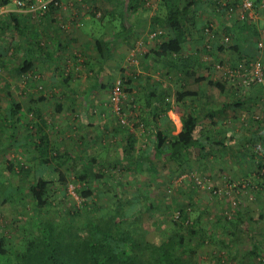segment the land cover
<instances>
[{
  "label": "trees",
  "instance_id": "trees-1",
  "mask_svg": "<svg viewBox=\"0 0 264 264\" xmlns=\"http://www.w3.org/2000/svg\"><path fill=\"white\" fill-rule=\"evenodd\" d=\"M69 1L0 0V30H7L13 26L19 36L27 41L26 47L20 48L19 46L18 48L24 53V56L16 67H8L7 62L2 59H0V67H3L8 73L20 76L23 84L31 86L44 79L42 72L37 70L39 63L46 60L52 63L54 68L49 74L48 82L60 86L58 89L60 97H58L56 110L60 111L66 108L72 111V117L69 116L70 122L78 120L79 128H84V135L80 137L84 141L80 154L74 157L66 151L60 153L56 142L58 131L54 132L56 133L55 140L47 132L50 127L41 108V103L46 100L45 95L34 97L30 102L31 106L26 109L21 103H7V110L0 116V136L5 133L9 137L17 139L15 125H28V135L34 139L31 142L35 153L34 160L41 163L42 167L38 175L36 170L33 171L34 181L27 188L34 205V212L30 217L32 231L27 234L28 237L23 240L17 252L0 237V264H203L204 261L198 259L196 251L206 244L229 249V252L223 256L211 255V264H242L241 261L246 259L240 258V262L235 263L237 253L232 255L230 251L235 249V239L238 238L236 231H241L242 228L238 217L227 221L235 228V231L231 229L227 232L228 242L222 243L215 240L214 231L209 234L206 232L207 226L202 220V216L206 215L205 210L194 202L191 194L186 193L188 196L186 203H177L174 207L176 212L173 208L164 206L161 218H159L161 222H152L161 238L160 243L155 244L147 239V232L144 230L140 218L143 213L160 212L161 206L146 203L148 199L145 193L136 190V188L128 194L126 199H121L115 191L117 186H113L105 180V177H110L107 176L110 174H105L102 169L103 165L92 152L94 140H97L102 131L108 132L105 125H94L96 118L100 121L105 120V112L103 109H98L99 107L95 106L92 101L87 103L83 97L91 92L101 68L96 72L94 69L96 65L90 66L83 58L82 52L72 49L71 43L75 41L72 37L75 23L72 18L65 19L63 15L65 4ZM93 1L87 0L85 3L84 0H75L76 4H80L81 10L87 11L93 20L96 18L100 20L104 17L102 15L103 8L95 7ZM99 1L104 2L103 6H106L107 0H95V2ZM251 1L257 14L255 20L249 19L246 15L244 19H240L235 13L237 3H233L232 0H128L127 4L121 2L119 9L122 11L123 18L127 13L132 14L133 11H136L137 5L142 7V10L153 11L155 17L151 19V28L145 33L140 32V35H143L142 39L145 36L149 41H156L163 34V26L170 29L172 38L159 44L156 50H150L154 56L162 57L164 64L171 63L173 67H177L183 45L203 40L204 46H201L196 52L198 59L196 62H200L199 59L208 60L206 63L211 65L215 72L214 65L216 63L230 64L232 68H237L242 64L243 68H247L251 62L260 58L263 50L258 48V43L264 44L262 38L264 34L258 33V24L264 18V0ZM10 4L14 7L11 8L13 11L5 10ZM203 8L205 10L209 8L212 15L215 16L213 19H216L219 26L221 24L225 30H220L223 32L219 36L220 38L217 37L218 32L216 31L220 27H214L217 21L206 19L202 21L201 18H198L203 13L200 12ZM121 14H119L118 22H121ZM23 19L25 21L22 23ZM221 21L222 23H220ZM120 30H127L124 29L122 23L118 25L117 36L121 34ZM157 31H161L162 34L156 36L155 39H150L149 35ZM139 39L138 37L132 39L130 52L126 59L128 69H122L123 76L121 75L117 80L123 89V96L128 94L126 91L130 93L135 87V82L139 80L134 75L135 73L128 71L129 68L139 67L142 58L147 55L144 50L146 47L138 41ZM0 40H2L1 37ZM218 43H223L222 49L224 48V51H229L235 56V59L237 58L235 63L216 60V51L222 50L221 48L216 49ZM226 43H229V46ZM215 44L217 45L215 46ZM89 47H94L96 55L103 64L108 61L115 50V46L111 43L108 44L106 40H95ZM132 59H135L136 63H133ZM81 68L86 70L87 78L91 79V85L85 91H82V87L76 83L74 87L72 82L77 80L80 82ZM184 78H190L195 81L194 83L199 84L203 80L188 68L183 70L182 79ZM221 80L223 83L220 80L219 82L208 80L206 85L224 95V84L231 88L236 100L234 101L231 96L229 99H233V102H228L226 106L231 107L233 112L240 111L241 113L242 103L238 97L239 91H237L239 89L228 83L222 75ZM117 81L114 82L112 88ZM179 82L181 83V80ZM45 83L47 84V79H45ZM158 86L160 84H155L151 94L143 99L142 106L147 112H143L139 116V122L152 129V135L145 146L144 153L138 158H132L131 147L125 148L122 151V158L109 164L110 171L122 169L128 174L130 171L125 169H128L136 161L145 162L151 166L158 162L163 168L169 170L172 177L178 178L183 173V167L187 157L191 155L190 153H195L198 159H206L210 156L211 151L223 150L236 139L234 136H229L232 134V129L221 132L206 129L202 124L199 112H197V105L196 107L194 105L198 94L194 90H187V88L180 89L175 93L174 113L180 120V129L174 135L167 134L157 125V119L167 113L166 109L155 111L163 100V97L155 96ZM253 87L255 84H250L248 90ZM257 87L259 90L264 88L263 86ZM38 88L41 89V87ZM52 90H55V87ZM260 92L262 93L260 98H263L264 91ZM4 96H6L5 90ZM53 98H57V94L54 93ZM109 100L112 104L111 97ZM121 100L116 111L118 116L121 114ZM84 102H86V107L83 105ZM68 103L78 108L81 106V109L76 108V110L74 106L69 107ZM228 107L223 110L216 109L215 116H218L220 122L228 120V113L225 112ZM234 114L232 119H238ZM204 117L211 119L212 114L204 115ZM119 121L115 129H125V122L121 116ZM89 131H96L95 137L87 138ZM222 132L224 137H221ZM114 133L111 132V135ZM259 138L260 136L257 139ZM244 141L251 142L253 138ZM73 157L79 166L74 172L67 167L68 161ZM249 158L256 163L258 172L248 188L257 195H263L264 150L261 157L251 154ZM63 167L65 168L63 169ZM47 169L49 172L45 171ZM68 173L73 174L78 185L75 188V194L80 199V207L67 204L61 220L54 221L47 217L46 213L50 210V200L53 194L61 197L65 195L69 186ZM58 185L60 186L58 187ZM94 186H106L113 191L112 206L101 205L97 202ZM11 195L7 194L8 197ZM134 216L137 218H133ZM258 220L263 222L264 215H258L253 222H258ZM165 224L169 225V230H165L163 227ZM249 232L254 234L253 230ZM251 233H249V238L252 237ZM244 237L247 235L245 234ZM245 258L253 263L263 264L264 247L261 242L251 239Z\"/></svg>",
  "mask_w": 264,
  "mask_h": 264
},
{
  "label": "rangeland",
  "instance_id": "rangeland-1",
  "mask_svg": "<svg viewBox=\"0 0 264 264\" xmlns=\"http://www.w3.org/2000/svg\"><path fill=\"white\" fill-rule=\"evenodd\" d=\"M8 8L14 7L10 4ZM100 20L95 19V21ZM24 21L25 19H23L22 23ZM100 31L101 29L96 22L93 25L91 23L87 24L83 28L84 33L89 34L92 32L95 37L100 35ZM0 37L2 38L0 40V59L7 62L8 67L14 68L24 56V53L18 48L19 46L20 48L26 47L27 41L19 36L13 26L7 30L1 29ZM226 44L229 46V43ZM262 50L259 59L264 66V48ZM215 56L217 55L215 54ZM53 68L52 63L47 60L39 63L37 70L42 72L44 79H41L37 84L33 83L31 86H26L21 82L20 76L8 73L3 67H0V116L7 110V103H21L26 109L31 106L30 102L34 97L36 98V96L38 97L41 94L45 95L46 100L41 103V108L50 127L47 132L55 140L56 133L54 132L58 131L56 142L59 152L66 151L75 157L82 151L81 146L84 141L80 137L84 135V128H79L78 120L70 122L69 116L72 117V111L66 108L60 111L56 110L58 97H60L58 96L60 86L52 85L51 82H48L49 74ZM80 70V82L78 80L72 82L74 87L76 83L82 87V91H85L90 87L91 79L87 78L86 70L82 68ZM121 75L123 76L121 71H118L116 75H111L112 80L110 79V82H107L106 89L98 91L103 95V106L101 109L104 110V119L109 124L107 127L108 132L105 133L106 130L102 131L97 140H94L92 152L103 165L102 169L105 174H110L107 175L110 177H105V180L113 186H117L115 191L119 198L126 199L128 194L132 193L136 188V190H141L145 193L148 199L146 203L161 206L160 212L143 213L141 215L140 221L147 232V239L155 244L160 243L159 231L153 226L152 222H161L159 218H161V211L164 206H169L176 212L174 209L175 205L177 203L185 204L188 197L186 193H189L192 195L194 202L205 210L206 215L202 216V220L207 226V234L215 232V240H219L222 243L228 242L229 235L227 232L231 229L235 231V228L234 225L231 226L227 221L238 217L237 219L240 220L242 228L241 231H236L238 238L235 239V249L230 250L231 254L237 253L235 263H239V259L243 258L246 260L241 261L242 264H256L245 258V255L251 239L261 242L264 247V221L253 222L258 215H264V194L257 195L248 188V185H251L253 178L258 172L256 163L251 161L249 156L255 154L257 157H261L264 150V113L261 110L262 105L264 106V95L263 98H259L257 102L255 101L253 105L242 107L241 113L240 111H235L229 114L226 110L228 120L223 122L205 119V107L202 110H197L206 129L219 130V132L232 129V134L229 136H234L236 139L233 143L229 141L228 144H230L223 150L211 151L210 156L206 157V159H198L195 153H190L191 155L187 157L180 177H172L169 170L163 168L158 162L151 166L148 163L136 161L128 169H125L130 171L128 174L122 169L112 172L109 164L114 160H120L122 151L125 148L131 147V157L138 158L144 153L145 146L152 135V129L139 122L141 102L137 96L126 91L128 94L122 97L121 114L119 116L118 112L114 110L117 106L109 102L112 86ZM45 79H47V84ZM38 87H41V89ZM54 87L55 90H52ZM187 88L193 89V86H188ZM253 88L258 87L255 86ZM4 90L6 96H4ZM165 90L166 97L165 95L164 97L168 100L167 107L173 105V109L170 108L172 112L159 117L157 125L167 134L174 135L181 126L178 116L174 113L175 93L179 88L168 86ZM210 90L212 93L209 99L214 104H221L226 96L219 94L214 88ZM237 91L245 96L250 90L239 89ZM259 91H264V88ZM52 92L57 94V98H53L54 93L52 94ZM87 99H93L96 104L99 103L95 96H89ZM239 99L242 100V98ZM194 101L196 107L198 100ZM199 103L201 104L202 102ZM67 105H70L69 107L74 106L75 109H81V106L78 108L70 103ZM184 109L186 110V107ZM231 113H235L234 115L238 119H232L233 115ZM120 116L125 122V129H115L120 122ZM27 126L26 124L15 125L17 139H13L5 133L0 136V237L16 252L19 250L23 240L28 237L27 234L32 231L30 229V217L34 212V205L27 188L34 181L35 175L33 171L36 170L38 175L42 167L41 163L34 160L35 153L31 145L34 139L28 135ZM111 132L115 133L111 135ZM95 134L96 131H92L87 138L95 137ZM259 136L260 138L257 139ZM221 137H224L223 132ZM251 138H253L251 142L244 141ZM238 139L239 141H237ZM74 157L67 164V167L73 172L76 171V168H79ZM45 171L49 172V169ZM68 174L69 186L65 191V195L61 197L53 194L51 197L50 210L46 213V216L51 220L60 221L67 204L73 207H80V199L75 194V188L78 185L73 178V174ZM94 188L97 202L101 205L112 206L114 202L113 191L106 186H94ZM11 189L13 192H10L12 191ZM8 193L12 195L8 197ZM133 218L137 217L134 216ZM163 227L165 230H169V225L165 224ZM250 230H253L254 234L249 232ZM249 233L252 234L251 238H249ZM245 234L247 237H244ZM227 252H229V249L206 244L198 248L196 254L198 259L204 261L203 264H211V255L223 256Z\"/></svg>",
  "mask_w": 264,
  "mask_h": 264
},
{
  "label": "crops",
  "instance_id": "crops-1",
  "mask_svg": "<svg viewBox=\"0 0 264 264\" xmlns=\"http://www.w3.org/2000/svg\"><path fill=\"white\" fill-rule=\"evenodd\" d=\"M86 1L87 0H84L85 3ZM127 1L128 0L125 1L107 0V3L105 4L106 6L104 7L103 6L104 2L101 1L95 2L94 0L93 3H95L94 5L95 7L98 6L99 8L100 7L103 8L102 15L104 17H102L101 18L102 20L100 21L93 20L91 18V15L87 11H82L80 4H76L75 0H70L69 3L66 2L65 4V11L63 14L65 19L72 18L75 23V28L73 30V35H72L75 41L73 42L74 44L71 43L72 49L77 52H82L84 56L83 58L87 60V63L90 64V66L93 67V65H96L94 68L96 72L99 68H101L99 69L100 73L98 75V79H96L97 81L96 83H94L91 92L83 96L85 97L87 103L92 101L95 104V106H98L100 109L103 106L102 105L103 95L98 91H102L106 89L107 82L109 83L110 79L112 78L111 75L118 74V71H121V73H123L122 69L123 70L128 69V67H126V59L130 52L132 39L135 37H138V39L141 38L143 35H140V32L145 33L146 30L151 28L152 25L151 19L155 17L153 16L154 15L153 11H148L145 9L142 10V7H139V5H137L136 11H133L132 14L127 13L125 15V18H123L121 14L122 11H120L119 9V5L121 4V2H125V4H127ZM7 9H9V11H13V9L11 8H6L5 10ZM201 11L203 13L198 18H201L202 21L205 19L217 21L216 19H213V17L215 16L212 15L209 8L207 10L203 8V10H200V12ZM119 14H121L120 17L121 22L120 21L119 22L120 24L122 23L124 29L127 30H120L122 31L121 34L117 36L116 31L118 30V25H120L118 22ZM94 22H96V24L101 29V31L99 32L100 35H98V37H95L92 32H90L89 34L83 32L84 26L90 23L93 25ZM216 23L217 24L214 25V27L217 26L218 28L220 27L219 29L216 30L218 32L217 37L220 38L219 36H221V34L223 33L220 30L223 31L224 29L221 24L219 26L218 21ZM220 23H222V21ZM262 27H264V18H262L261 23L258 24V30H259L258 33L260 35L264 34V30H263L264 28ZM92 31L94 32V30ZM128 36H130L131 38H129ZM169 38H172V33L170 29L163 26V34L161 37L157 38L156 41H149L148 38H146L145 36L143 37V39L141 38L138 40L140 43L144 45V47H146V49L144 50H146L147 55L145 58H142L141 60L142 62L141 64L139 63V67L137 66L135 68H129L128 71L135 73L134 75L137 76L139 79L137 82H135V87L129 94H133L134 96H137L140 99L141 102L140 112L141 113L147 112V110L144 109L142 106L143 99L146 98L145 96L151 94L152 87L157 83L160 84V86H158V88L155 90V96L163 97V100L161 101L159 107L155 111L159 112L161 109H166L167 114L169 112H172L171 109H173V105L167 107L168 100L165 98L166 97L165 88H167L168 86H176L180 90L183 88L186 89L188 86H193V89L187 88V90H194L198 94V99H197L198 103L196 104L197 105L196 108H198V111L202 110V108L205 107L204 110L205 115L212 114L211 119L210 118H205V119H208V121H212V120L220 121V119H218V116L217 117L215 116L216 109L219 108L223 110V108L228 107L226 106L228 102L230 103L233 102V99H229L231 96L234 98V101L236 100L235 94H233L234 92L231 88H229L224 84V88H225L224 92L226 96L224 101L221 104H214L213 101L209 99L211 97L210 94L212 93V91L210 90L211 88L208 85H206L207 84L206 82L208 80H213L218 82L220 80L222 82V80H221V74L216 71L213 72L211 65L206 63V61L208 60L204 61L199 59L200 62H196V60H198L196 56V52L199 51L201 46H204L203 44L204 41L201 40L196 43H188L183 45V48L181 49L180 52V58L177 61L179 65L177 67H173L171 63L169 65L164 64L163 63L164 59L162 57H156L154 56V53L150 51V50H156L159 44L168 40ZM262 38L264 39V35ZM95 40H106L108 44L111 43L113 46H115V50L111 54L110 58L108 57L109 59L108 61H106L107 63L105 62V64H103L101 59H99L98 56L96 55V52L94 51V47H89L90 44L93 45ZM114 41H116V43H114ZM216 45L217 44H215V46ZM245 45L248 44L245 43ZM222 47H223V43H218V47H216V49L219 48L222 49ZM215 54L217 55L216 60L223 59L224 61L235 63L236 62L235 60L237 59V58L235 59V56L231 54L229 51L227 52L224 51V48L222 50L219 49L218 52L216 51ZM187 68L188 70L197 73L198 77H201L203 79L200 82V84L194 83L195 81L190 78L182 79L183 70ZM179 80H181V83L179 82ZM103 85H105V87H102ZM241 95L242 94L238 93V97L242 98V100H240L242 103L241 108L250 106V104L253 105V103H255V101L257 102L258 99L261 97L259 88H253L245 96L242 95L241 97ZM89 96L91 97L95 96L97 102L99 103L96 104L93 99H87ZM86 102H84L83 104L85 107H86L85 104ZM199 102L202 103L200 104ZM226 110L229 113L233 112L231 107H228V109ZM261 110L262 113H264L263 105ZM82 111L84 112V109H82ZM231 115H233V113H231ZM94 120H96V122L94 121L95 126L101 124V126L105 125L106 126L105 128L108 127L109 122L105 120L100 121V119L98 118Z\"/></svg>",
  "mask_w": 264,
  "mask_h": 264
},
{
  "label": "built area",
  "instance_id": "built-area-1",
  "mask_svg": "<svg viewBox=\"0 0 264 264\" xmlns=\"http://www.w3.org/2000/svg\"><path fill=\"white\" fill-rule=\"evenodd\" d=\"M233 3H237L235 13H237L240 19H244V16H248L249 19L255 20L257 17L256 12L253 8V2L251 0H232ZM239 8V9H238ZM237 11V12H236ZM162 34L161 31H157L149 35L150 39H155L156 36ZM264 44L258 43V48L263 49ZM136 63L135 59L131 60ZM215 71L220 73L228 83L233 84L238 89L248 90L250 84L255 86L264 87V66L260 59L251 62L247 68H243L240 64L237 68H232L229 64H218L214 65ZM123 89L120 87V82L117 81L111 90V101L112 104L118 107L120 100L123 97ZM117 107L115 111H117ZM124 122V121H123Z\"/></svg>",
  "mask_w": 264,
  "mask_h": 264
}]
</instances>
